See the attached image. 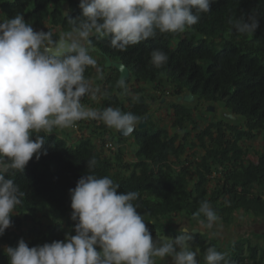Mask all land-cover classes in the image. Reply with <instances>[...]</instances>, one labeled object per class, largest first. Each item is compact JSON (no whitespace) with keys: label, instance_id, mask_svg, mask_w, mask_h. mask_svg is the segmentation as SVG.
Listing matches in <instances>:
<instances>
[{"label":"trees","instance_id":"1","mask_svg":"<svg viewBox=\"0 0 264 264\" xmlns=\"http://www.w3.org/2000/svg\"><path fill=\"white\" fill-rule=\"evenodd\" d=\"M79 3L80 0H0V20L19 12L34 30L39 31L47 23V31L57 39L70 30L68 19L81 15ZM242 14L246 20L252 14L257 16L259 27L254 35H241L228 22ZM91 39L92 47L129 67L130 78L136 82L133 91L139 94V101H134L128 86L127 92L119 87V73L112 69L114 75L111 73L104 82L102 103L92 105L100 110L111 106L138 117L145 115L147 126L132 132L134 153L125 147L126 138H111L109 133L114 132L101 121L89 120L90 132L81 134L73 128L40 133L45 136L43 147L47 154H41L39 160L34 156L23 173H5L25 196L11 217L12 226L0 236V264H9L4 248L15 247L22 234L29 247L75 235L69 189L88 174V160L93 157L97 176H109L120 184V192L139 193L134 203L139 205L137 211L154 240L156 235L163 242L182 234L184 226H174L177 216H185L193 223L189 230L200 229V221L206 224V218L202 214L195 218L194 213L202 201H208L218 221L224 223L235 222L243 213L264 218V149L241 143L257 137L264 140V0H213L210 12L201 14L199 22L184 33L158 34L127 51L112 48L109 37ZM154 49L168 55L167 64L157 68L151 63ZM92 74V67L84 73L89 80ZM129 80H124L126 85ZM143 81L156 85L153 94L145 95L144 88L137 86ZM168 85L175 95L186 87L205 101H222L243 120H209L201 125L190 108L169 101L166 108L171 128L166 122H156L148 98H160L158 92L168 90ZM66 135H74L78 142L73 145ZM99 139L103 143L112 141L109 155L98 149ZM129 154L134 157L127 162ZM26 225L33 232L30 236L23 230ZM192 235L190 250L197 253L199 264H206V250L213 246L225 253L232 264H264V235L262 243L245 238L224 243L205 230Z\"/></svg>","mask_w":264,"mask_h":264},{"label":"clouds","instance_id":"2","mask_svg":"<svg viewBox=\"0 0 264 264\" xmlns=\"http://www.w3.org/2000/svg\"><path fill=\"white\" fill-rule=\"evenodd\" d=\"M212 2L80 0L81 15L69 18L70 30L57 39L49 31L34 30L22 13L0 20V236L12 226L11 217L25 196L5 173H23L34 156L39 160L47 154L40 133L73 128L81 134L84 123L95 120L128 135L141 122L120 108L100 110L81 103L82 97L98 91L84 75L87 68H97L90 54L91 38L109 37L112 48L127 51L158 34L184 33L199 22L201 14L210 12ZM228 22L241 35H254L259 27L255 14ZM168 59L162 50L151 52V63L157 68ZM118 85L128 91L124 79ZM133 100L138 102L139 96ZM95 166L93 157L88 160V174L69 189L75 235L33 247L20 238L15 247L4 248L9 264H156L157 258H171L172 264H199L197 253L190 250L191 231L180 229L182 234L175 238L154 240L134 203L139 193L118 191L120 184L109 176H97ZM201 214L209 229L219 220L208 201L201 202L194 217ZM204 259L206 264H232L214 246L207 248Z\"/></svg>","mask_w":264,"mask_h":264},{"label":"rangeland","instance_id":"3","mask_svg":"<svg viewBox=\"0 0 264 264\" xmlns=\"http://www.w3.org/2000/svg\"><path fill=\"white\" fill-rule=\"evenodd\" d=\"M48 28V24L45 23L43 27H40V29H38L39 31H47ZM96 60H97V68L99 69V71H97V68H92L93 73L95 74L96 72H99L101 75L100 77L94 81V84H91L92 89L95 91V96L98 95V93H100L101 95L103 94L102 90L103 89V85L104 82L106 81V75L104 74L107 70H111V69H116L118 71L119 74H121V70L119 68H117L113 62L117 61V58H113L109 55H104L103 53L100 52V50H98L96 47H92L91 49V53H90ZM109 56V57H107ZM119 62V61H118ZM102 65L104 66V68L101 69ZM128 72L130 74V69L128 68ZM125 77V76H124ZM126 79V78H124ZM91 80V78H90ZM96 82V83H95ZM98 82H101L102 86H98ZM95 86V88H94ZM128 88L131 89L130 95L131 96H136L138 95V92H134V88L136 86V82L135 80L131 79V82L129 81L127 84ZM156 85L151 84L149 82H141L139 87L144 88V94H146L148 92L149 89L153 90L154 87ZM170 87V85L166 86V88ZM182 94H188L186 100L179 102L181 104L186 105L188 108H190V110L193 112L194 117L200 121L201 125H206L207 122H209V120H223L224 122H228V121H233V122H239L241 120H243L242 118H238L234 113L231 112V110L222 102V101H205L204 99H201L199 97L198 94H191V91L188 90V88L184 87L182 89ZM162 91L159 92V94H161ZM87 99L85 101H82L81 103L83 105H85L86 107L88 106V102L92 103V100L90 98L93 97V99L97 98L91 94L86 95ZM92 96V97H91ZM175 94L171 95V94H163L160 96V98H156V99H150L148 98V102L150 104V112L152 115V118L155 119L156 122H166V124L171 128V120L170 117H167V110L165 108V103L169 102V101H175L178 102L177 98L175 99ZM164 101V102H163ZM161 106H164V108H161ZM234 117V118H232ZM197 121V122H198ZM162 125V124H161ZM191 125L187 128L190 129ZM67 130V129H64ZM58 130L54 129V132L56 133ZM113 133H109V136L111 138H115L117 139V137L119 136L116 132L115 129H112ZM62 133H66V132H62ZM66 137L70 140V142L74 145L76 144L77 138L73 135H66ZM124 138L127 139L126 142H124L125 147H127V149L131 148V151L134 153L135 152V141L134 138L132 136V134L130 133L127 136H124ZM97 142V141H96ZM132 144V146L129 147V144ZM245 147L248 145L253 146L256 149H264V140L261 137H257V138H253L251 140H246L245 143L241 142ZM98 149L100 150L102 148V152L106 153V154H110L111 150L109 149H105L103 142L101 139H99L98 141ZM113 147V146H112ZM132 147L134 148V150L132 149ZM132 156L134 157V155L129 154L125 157V159L127 160V162L132 161ZM178 217V216H177ZM175 219V223L174 226L175 228H180L182 226L183 229L185 228H190L193 226L192 222H189L188 218L183 216L180 218ZM43 221L45 222V218L43 217ZM201 223H199L200 225ZM30 226L26 225L24 226L23 230L25 232L28 233V235H32L33 232H31L29 230ZM199 228V227H197ZM200 230H205L210 232L211 235L216 236L219 240H221V242H228L231 239H237V238H245V239H249L252 243H262L263 242V237L262 235H264V218H261L259 216L253 215L251 213L248 214H240L239 218L232 223H224L223 221H217L215 222L213 228L209 229L206 227V224H201L200 225ZM22 238H25V235H21ZM155 237V235H154ZM156 239H158L159 237H155ZM162 263V264H172L171 258H165L163 260H160L157 258V263Z\"/></svg>","mask_w":264,"mask_h":264},{"label":"water","instance_id":"4","mask_svg":"<svg viewBox=\"0 0 264 264\" xmlns=\"http://www.w3.org/2000/svg\"><path fill=\"white\" fill-rule=\"evenodd\" d=\"M102 53V52H101ZM104 54V53H103ZM104 55H106V54H104ZM107 57H109V56H107ZM119 61V62H118ZM113 64L117 67V68H119L120 70H121V74H119V79L121 80V79H124V78H129V76H130V74H129V72H128V66L127 65H125L121 60H117V61H115V62H113ZM125 76V77H124ZM125 80V79H124ZM191 94H193L192 92H191ZM187 95L188 94H179V95H175V96H173V97H175V99L177 98V100H178V102H182V101H184V100H186V98H187ZM164 102V101H163ZM232 112V111H231ZM233 113V112H232ZM238 117V116H237ZM141 122H140V124H139V126L136 128V129H141V128H143V127H145V126H147V121H146V116L145 115H142L141 117ZM232 118H234V117H232ZM135 129V130H136ZM134 130V131H135ZM116 132H117V134L119 135V137H124V136H127V135H124L123 133H121V132H119V131H117L116 130ZM132 134V133H131ZM129 135V134H128ZM132 149L134 150V148L132 147ZM135 151H136V145H135ZM185 229V228H184ZM187 229V228H186ZM189 230V229H188ZM189 231H191V233H197V232H199V231H201L200 229H198L197 227H195V228H192V229H190Z\"/></svg>","mask_w":264,"mask_h":264},{"label":"crops","instance_id":"5","mask_svg":"<svg viewBox=\"0 0 264 264\" xmlns=\"http://www.w3.org/2000/svg\"><path fill=\"white\" fill-rule=\"evenodd\" d=\"M102 68H104V66L102 65V67H101V69ZM112 73V75H114V72H113V70L111 69V70H107L104 74L106 75V77H108V76H110V74ZM100 73L99 72H96L95 74L93 73L92 74V76H91V80H89L90 82H91V84H94V81H96L99 77H100ZM113 77V76H112ZM130 82H131V79H133V78H130V76H129V78H127ZM126 79V80H127ZM134 80V79H133ZM97 82V81H96ZM95 82V83H96ZM102 83L101 82H98V85H97V87L98 86H102L101 85ZM141 84V83H140ZM140 84H137V86H140ZM104 86H105V83H104V85H103V89H104ZM94 88H95V86H94ZM96 90V89H95ZM103 91V90H102ZM153 90H151V89H149L148 90V92L145 94V95H147L148 93H154V92H152ZM103 93V92H102ZM139 95V94H138ZM95 96V95H94ZM92 97V96H91ZM95 97H97V98H95V99H93V97L91 98L92 99V103L94 102H97L98 101V103L100 104V103H102V95L100 94V93H98V95H96ZM87 99V98H86ZM92 103L91 102H88V106H90V107H93V105H92ZM168 103V102H167ZM167 103H165V105L167 104ZM161 108H164V106H161ZM165 108H166V106H165ZM166 110H167V108H166ZM167 112H168V110H167ZM151 113V112H150ZM84 131L85 132H90V129H91V124L90 125H88L87 124V122H85L84 123ZM131 143V142H130Z\"/></svg>","mask_w":264,"mask_h":264},{"label":"built area","instance_id":"6","mask_svg":"<svg viewBox=\"0 0 264 264\" xmlns=\"http://www.w3.org/2000/svg\"><path fill=\"white\" fill-rule=\"evenodd\" d=\"M74 127L77 128V125H75ZM103 145H104L105 149H109L113 146V143H112V141H105L103 143Z\"/></svg>","mask_w":264,"mask_h":264},{"label":"flooded vegetation","instance_id":"7","mask_svg":"<svg viewBox=\"0 0 264 264\" xmlns=\"http://www.w3.org/2000/svg\"><path fill=\"white\" fill-rule=\"evenodd\" d=\"M172 88L173 87L170 86V87L167 88L168 90H165L162 93L165 94V95H167V94H173V89ZM152 92H154V91H152ZM162 93L161 94H158V95H162Z\"/></svg>","mask_w":264,"mask_h":264}]
</instances>
